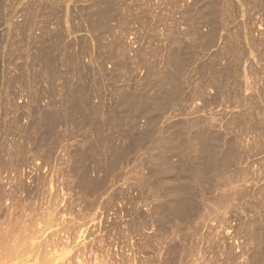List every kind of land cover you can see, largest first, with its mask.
<instances>
[{"label": "rangeland", "instance_id": "obj_1", "mask_svg": "<svg viewBox=\"0 0 264 264\" xmlns=\"http://www.w3.org/2000/svg\"><path fill=\"white\" fill-rule=\"evenodd\" d=\"M29 1L7 0V6L24 11L18 15L12 12L0 24V41L4 40L1 38L4 35L6 39L15 37L12 35L21 37L25 39V52L39 49L43 32L39 29L27 33L11 31L10 35L13 24L30 18L34 19V26H39L46 16L34 11L51 7L55 15L49 19L54 24L66 13L61 20L66 44L74 45L72 49L84 64L90 66L92 61L103 57L108 44L114 47V58L105 68L107 73L112 69L113 72L118 70L117 74L123 75L124 82L133 74L132 66L140 50L136 39L139 34L153 39L148 40L153 42L160 36L167 44V36L172 32L176 40L184 41L186 47L193 51L191 63L183 76L187 80V91L192 90L198 82V66L202 62H212L215 53L220 55L221 66L230 64L239 70L237 77H240L242 69H246L247 80L242 84L246 89L241 94H235L236 84L230 83L228 85L232 88L220 103L205 109L198 98L188 97L166 117L170 121L191 122L202 116L211 120L214 129L226 140H237L241 152L247 156L243 160L244 166H252L249 170L251 179H240L235 188L243 187V180L250 183L254 179L259 180L256 175L261 174L259 163L264 158V155H257L260 131L256 129L264 120V101L259 102L258 98L264 89L262 8L246 5V0H219L220 30L213 46L204 49L194 28L198 20L183 14L184 7L190 5L187 2L191 0H124L122 4L120 0H110L107 4L106 0H36L33 4ZM137 16L138 20L135 19ZM123 19L128 21L122 26ZM96 20H100L105 29L93 30L92 24ZM200 31L205 34L208 28L203 26ZM116 38H121L119 43H115ZM16 42L17 38L12 42L13 55L7 56L12 58L6 64L11 75H16L24 62L16 54L20 53L14 45ZM48 43L50 47L51 44L57 46L54 41L48 40ZM66 52L56 51L61 55L62 65L59 68L62 74L70 70ZM164 60L165 56L153 58V61L161 64ZM29 62L35 69V66L40 67L35 57H29ZM1 65L0 71H3L5 65ZM96 68V65L91 68L90 85L96 84L100 77V71ZM138 72L140 76L145 73L142 69ZM46 79L44 89L49 84ZM63 81L62 76L57 83L62 85ZM16 86L18 90L22 83L17 81ZM33 87L34 84H31ZM1 89H4L3 85ZM98 89L101 90V87ZM16 90L10 95L9 84L5 85L7 100L4 102L3 97L0 100V264H249V261L251 264L258 255L262 258L264 243H259L262 247L254 239H236V222L229 224L225 220L229 206L235 203L238 196L230 199L231 195L226 189L211 195L204 193L209 205L199 216L195 215L191 221L159 224L163 219L160 217L164 207H155V203L162 199L167 202V198L162 191H153L156 177L150 175L149 171L161 169L162 164L148 163L146 150H131L129 138L117 139L116 134L112 137L111 128H81L83 132L62 124H58L55 130L52 128V131L47 128H19L16 114H3L6 105L13 109L14 103L25 104L29 101L27 91ZM34 91L39 92L37 88ZM17 95L23 99L20 100L18 96L16 100ZM48 101V95L43 92V106ZM256 101L260 103L263 115L258 114L261 108H255ZM102 102L108 107L114 103L110 91L93 96V105ZM37 119L39 121L40 118ZM31 120V117H23L22 126H31ZM139 124L142 130L144 120ZM164 124L166 120L161 126ZM75 148L83 152L86 150L87 154L93 153L91 161L84 160L88 166L84 165L90 170L87 179L73 172L70 156ZM121 150L125 152L124 158L114 165V157ZM172 158L171 164H176L178 159ZM173 174L174 171H171L162 177L167 176L165 180L172 184L175 180ZM90 181L95 185H91ZM89 183L90 186H87ZM259 183L264 185L263 176ZM231 193H234V189ZM155 195L161 197L154 199ZM221 200H224L223 204H219ZM255 204L253 214H250L264 213V193L256 195ZM256 230L260 232L261 229ZM261 233L263 240L264 231ZM258 247L262 250H258Z\"/></svg>", "mask_w": 264, "mask_h": 264}, {"label": "bare ground", "instance_id": "obj_2", "mask_svg": "<svg viewBox=\"0 0 264 264\" xmlns=\"http://www.w3.org/2000/svg\"><path fill=\"white\" fill-rule=\"evenodd\" d=\"M109 1L106 0L105 4ZM6 2L7 0H0V24L12 15V12L18 15V13H22V10L24 11V9L9 7ZM29 2L33 4L36 0H30ZM120 3H124V0H120ZM245 3L246 5L258 6L264 11V0H246ZM187 4L192 5H184L183 14H186L188 18L190 16L192 20H198L194 28L200 37L201 47L204 49L212 47L220 30L218 24L220 18L219 0H191ZM34 12L46 16L45 19L41 20L39 26H34V19L31 20L30 18L25 19L22 23L15 22L13 24L14 28L10 30V35L11 31L27 33L31 30H41L44 37L39 42L40 47L36 52L32 50L25 52L23 50L25 39L22 40L21 37L16 35H12L15 37L9 39H6L7 36L5 35L1 37L4 40L0 41V67L1 64H4L5 69L0 71V100L2 97L4 102L7 100L5 85L9 84L11 95L17 89V81L22 83V86H19L16 91H27L30 97L25 104L22 102L14 103L13 109L7 107L5 103L6 108L3 106V114L5 116H7L6 114L10 116V113L16 114V124L19 128H47L48 131L50 129L52 131V128H57L58 124L65 127L72 126L79 132L82 131H80L81 128H96V126L97 128H111L112 133L110 135L112 137L116 134L117 139L129 138L131 150H146L148 157L145 159L148 163L164 166H161V169H156V171L154 169L149 171L150 175L156 177L152 186L153 191H162L167 198V202L162 199L161 202L157 200L155 203V207H164L160 217L163 219H160L159 224L166 221H191L192 217L199 216V213L209 205L205 200L204 193L211 195L215 191L221 190L222 192L226 189L228 194L231 195L230 199L238 196L235 198V203L229 206L228 215L225 219L229 224L236 222L234 227L235 238L242 237L245 240L250 238L263 245L264 242L262 241L264 239L262 240L261 232L264 231V213L254 212L255 216L250 213L253 214L256 206V195L264 193V185L259 183L262 176L264 180V158H261L259 163L262 170L261 174L256 175L259 180L254 179L251 183L243 180V187L236 189L235 185L240 182V179H251L249 170L252 167L250 164L244 166L243 160L247 156L245 157V154L241 152L237 140L236 142L235 140H226L214 129L211 120L202 118L205 116L191 122L184 120L170 121L166 117L172 111H175L177 106H181L188 97L198 98L202 101L205 109L220 103V100L224 95L227 96L228 90L232 88L231 85H228L230 83L236 84L233 92L241 94L246 89V86L242 85L247 80L248 72H246V69H242V75L240 73V77H237L239 70L230 64L221 66L220 55L215 53L212 62H202L198 66V82L194 84L196 86L193 87L192 85L194 89L191 87L192 90L187 91V80H184L183 76L191 63L190 56L193 51L186 47L187 44L184 41L176 40L172 32L167 36V44L160 36L153 42V39L139 34L136 39L139 41L140 50L137 60L132 66L133 74L130 75L127 82H124L123 75L117 74L118 70L113 72L112 69L110 73H107L105 68L106 64L114 58V52H116L111 44H108L109 48L103 57L98 61H92L94 64L91 63L88 66L81 62L79 54L72 49L74 45L72 43L66 44L63 32L65 29L61 23L66 13L58 23L54 24L52 19H49L50 16L55 15L52 14L54 8L43 7L41 11L35 10ZM103 18L105 19L106 16H103ZM135 19L138 20L139 17L137 16ZM127 21L124 20L121 25L123 26ZM203 26L208 28V32L205 34L200 31ZM101 28L105 29V25H101L100 20L93 21V30L97 31ZM51 33L54 34L50 36ZM15 38H17V42L14 45L20 52L16 54H19V59L24 60V62L23 67H19L17 70L18 73L11 75L6 64L12 61V58L7 56H12L14 53L12 42ZM48 40L49 42H56L57 46L50 43V47ZM120 40L121 38H116L115 43H119ZM62 50L67 51V62L70 68L66 74L61 73L62 70L59 68L62 65L60 63L61 55L56 53V51L62 52ZM163 56H165V60L162 64L153 61V58ZM29 57H35L40 67L34 65L35 69L31 65L32 62H29ZM95 65L96 69L100 71V77L96 84L90 85L89 82H92L89 74L91 68H94ZM140 69L145 71L143 76L139 75L138 70ZM70 73L73 75L72 77H70ZM62 76L64 81L62 85H59L57 81L62 79ZM46 78L49 84L44 89L43 82ZM122 83L124 85H121ZM31 84H34L33 88H31ZM1 85H3V90ZM11 86L16 87L11 88ZM99 86L101 90L98 89ZM34 88H37L39 92H35ZM109 91L114 102L112 105L108 107L104 102L93 105V96L98 93L107 94ZM43 92H46L49 99L44 106L42 104ZM18 96H16V100ZM19 98L20 100L23 99L21 95ZM258 98L259 102H261L260 100L264 101L263 88ZM259 102H255V108L260 107ZM182 110L184 111V109ZM262 112L263 109L261 108L258 114L260 115ZM25 116L32 118L31 126H22V120ZM37 118H40L39 121ZM142 119L144 125L141 130L139 123L143 121ZM164 120H166V124L161 126ZM256 129L260 131L257 146L259 152L257 155H264V120L260 127ZM39 142L37 141V143ZM89 147H86V149L90 150ZM75 149L73 150L75 152H72L73 157L72 153L70 156L73 162V172L77 176L87 179L90 170L85 165H87V159H92L93 153L88 152L87 154L85 149L84 152L80 148ZM124 150H121V153L114 157V165L124 158ZM172 157L178 159V162L175 161L176 164H171L173 163L170 162ZM231 167L234 170L232 169L230 172ZM171 171L175 173L172 175L173 180L175 179L172 184L170 181L169 183L165 180L167 176L162 177L166 173L169 175ZM101 184H103L102 180ZM144 184L147 185L148 182ZM91 185L95 184L91 182ZM87 186H90V183ZM198 189L200 191L197 192ZM233 189L234 193H231ZM158 195L153 198L161 197ZM223 195L225 196V194ZM215 201H218V199H215ZM223 203L224 200L219 201V204ZM258 228L261 229L260 232L256 230ZM258 250L261 251L262 249L258 247ZM260 256L258 255L251 264H264V255H262V258Z\"/></svg>", "mask_w": 264, "mask_h": 264}]
</instances>
